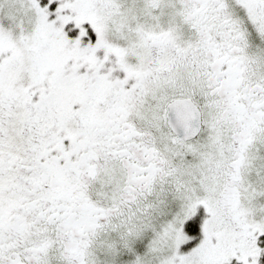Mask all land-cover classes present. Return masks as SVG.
I'll return each instance as SVG.
<instances>
[{"label":"flooded vegetation","instance_id":"1","mask_svg":"<svg viewBox=\"0 0 264 264\" xmlns=\"http://www.w3.org/2000/svg\"><path fill=\"white\" fill-rule=\"evenodd\" d=\"M51 3L54 18L59 2ZM78 4L71 0V108L57 111L59 71L45 68L32 109L48 125L42 139L51 150L31 156L41 164L28 174L37 204L19 211L18 200L1 199L0 264H92L102 235L137 205L172 194L180 161L198 152L210 155L228 224L255 233L239 203L264 156V0H168L165 8L86 0L85 18ZM177 100L198 109L194 139H180L169 123ZM6 128L1 157L13 158Z\"/></svg>","mask_w":264,"mask_h":264},{"label":"rangeland","instance_id":"2","mask_svg":"<svg viewBox=\"0 0 264 264\" xmlns=\"http://www.w3.org/2000/svg\"><path fill=\"white\" fill-rule=\"evenodd\" d=\"M78 1L79 15L85 18L86 0ZM148 1L163 8L168 4ZM46 2L0 0V125H5L0 131L5 133L7 125L13 135L8 154L13 158L1 157V149L8 148L0 143V202L5 197L13 207L18 200L19 211L38 200L28 194L34 185L29 171L35 174L41 166L39 158L31 156L42 158L51 150L50 138L42 139L48 125L32 109L39 102L45 68L59 71L57 111L66 114L71 108V81L66 76L71 69V0H49V5L59 2L52 9L54 18ZM124 23L128 27L131 22ZM200 154L180 161V182L173 183L172 194L161 191L146 205H137L102 235L92 264H264V156L250 172L252 183L250 177L248 183L243 181L245 196L239 203L243 222L256 231L251 233L228 224L216 185L208 177L210 155ZM109 185L105 191L111 194L116 184ZM217 187L221 190L222 183ZM16 189L21 190L9 194Z\"/></svg>","mask_w":264,"mask_h":264},{"label":"water","instance_id":"3","mask_svg":"<svg viewBox=\"0 0 264 264\" xmlns=\"http://www.w3.org/2000/svg\"><path fill=\"white\" fill-rule=\"evenodd\" d=\"M169 123L177 136L182 140H191L198 136L201 131V116L194 104L185 100L172 102L169 107Z\"/></svg>","mask_w":264,"mask_h":264}]
</instances>
